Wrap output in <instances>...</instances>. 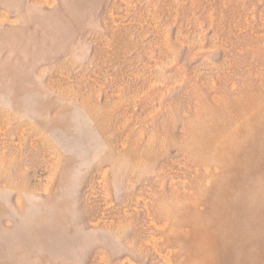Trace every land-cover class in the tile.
I'll return each mask as SVG.
<instances>
[{"label":"rangeland","instance_id":"obj_1","mask_svg":"<svg viewBox=\"0 0 264 264\" xmlns=\"http://www.w3.org/2000/svg\"><path fill=\"white\" fill-rule=\"evenodd\" d=\"M0 264H264V0H0Z\"/></svg>","mask_w":264,"mask_h":264}]
</instances>
